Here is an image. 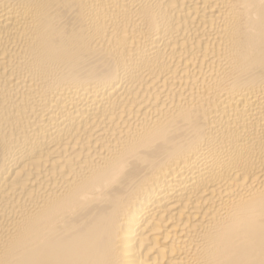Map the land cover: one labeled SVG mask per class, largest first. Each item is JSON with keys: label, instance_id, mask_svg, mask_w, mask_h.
Masks as SVG:
<instances>
[{"label": "bare ground", "instance_id": "1", "mask_svg": "<svg viewBox=\"0 0 264 264\" xmlns=\"http://www.w3.org/2000/svg\"><path fill=\"white\" fill-rule=\"evenodd\" d=\"M0 264H264V0H0Z\"/></svg>", "mask_w": 264, "mask_h": 264}]
</instances>
